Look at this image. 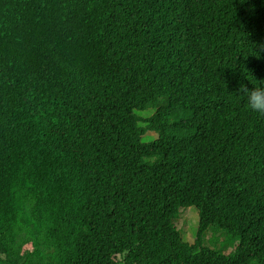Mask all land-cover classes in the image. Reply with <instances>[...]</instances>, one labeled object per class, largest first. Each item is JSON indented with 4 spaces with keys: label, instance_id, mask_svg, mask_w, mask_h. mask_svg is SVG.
<instances>
[{
    "label": "trees",
    "instance_id": "trees-1",
    "mask_svg": "<svg viewBox=\"0 0 264 264\" xmlns=\"http://www.w3.org/2000/svg\"><path fill=\"white\" fill-rule=\"evenodd\" d=\"M261 80L264 0H0V264H264Z\"/></svg>",
    "mask_w": 264,
    "mask_h": 264
},
{
    "label": "rangeland",
    "instance_id": "rangeland-1",
    "mask_svg": "<svg viewBox=\"0 0 264 264\" xmlns=\"http://www.w3.org/2000/svg\"><path fill=\"white\" fill-rule=\"evenodd\" d=\"M144 113V114H142ZM148 109L143 110V111H137V114L146 117L148 116ZM151 113V112H150ZM144 126V125H143ZM154 137V134L151 133H146L142 136V139H151ZM147 141V140H145ZM175 225L177 229L180 231L181 236L185 239L188 240V242H191L197 232V227H198V212L197 209L194 207H187V208H182L179 209L178 212V217L175 220ZM211 231L207 230L206 234L204 235V243L206 245H210L211 241ZM216 242L215 244H217ZM119 260V257H117Z\"/></svg>",
    "mask_w": 264,
    "mask_h": 264
},
{
    "label": "clouds",
    "instance_id": "clouds-1",
    "mask_svg": "<svg viewBox=\"0 0 264 264\" xmlns=\"http://www.w3.org/2000/svg\"><path fill=\"white\" fill-rule=\"evenodd\" d=\"M243 92H244L245 101L247 103L248 108L251 111H253L259 115H264V80H261V82L258 83L254 87L244 88ZM148 112H149L148 116H146V117L151 116L154 113V109H153V111L151 109H148ZM142 114H144V113H142ZM142 124H144V123H141L140 125H142ZM146 133L154 134V137L158 136V133L156 131L155 132L154 131L153 132H146ZM180 209H182V208H180ZM178 212H179V210H178ZM198 220H199V218H198ZM174 226L177 229L175 223H174ZM197 231H198V227H197ZM206 232H207V230L204 232L203 236L206 234ZM196 234H197V232H196ZM261 253H264V246L260 249V254Z\"/></svg>",
    "mask_w": 264,
    "mask_h": 264
}]
</instances>
